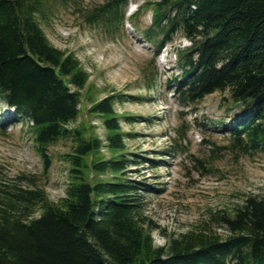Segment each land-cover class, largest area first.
<instances>
[{
	"label": "trees",
	"instance_id": "16d2710c",
	"mask_svg": "<svg viewBox=\"0 0 264 264\" xmlns=\"http://www.w3.org/2000/svg\"><path fill=\"white\" fill-rule=\"evenodd\" d=\"M78 1L0 0L6 123H33L44 178L52 166L48 149L71 142L63 155L68 183L59 201L48 198L36 177L25 178L27 186L0 189V264H264V195L249 193L232 208L208 210L199 226L155 245L153 232L160 227L144 217L141 194L157 189L128 176L140 172L144 157L127 151L115 109V101L127 95L99 98L78 58L54 47L41 27L55 9ZM128 4L101 0L82 19L117 34ZM143 10L151 12L143 38L154 55L179 31L190 42L176 51L178 102L192 106L228 91L237 113L229 127L218 125L229 133L222 149L234 158L264 153V0H155L140 5L133 17ZM231 107L224 109L227 115Z\"/></svg>",
	"mask_w": 264,
	"mask_h": 264
},
{
	"label": "rangeland",
	"instance_id": "374dc122",
	"mask_svg": "<svg viewBox=\"0 0 264 264\" xmlns=\"http://www.w3.org/2000/svg\"><path fill=\"white\" fill-rule=\"evenodd\" d=\"M100 1L79 0L57 8L41 27L54 47L78 58L99 98L110 92L127 95L115 101V109L127 151L144 157L140 172L128 176L157 189L147 193L143 188L141 194L144 217L160 227L153 232L155 245L163 246L168 236L199 226L208 219V210L232 208L249 193L264 195V153L234 158L222 149L229 134L216 125L229 126L237 113L228 91L207 95L192 106L178 102L174 93L182 76L176 51L190 46L181 31L156 56L154 46L142 36L150 26V12L141 11L128 20L130 27L124 25L111 35L82 19V13ZM129 1L126 15L155 0ZM227 107H231L228 115ZM9 111L0 101V189L27 186L24 179L36 177L48 198L59 201L68 183L63 155L71 151V142L61 140L48 149L52 166L44 178L30 127L20 119L5 124ZM92 123L105 142L100 121L94 118ZM103 152L107 155L106 149Z\"/></svg>",
	"mask_w": 264,
	"mask_h": 264
}]
</instances>
